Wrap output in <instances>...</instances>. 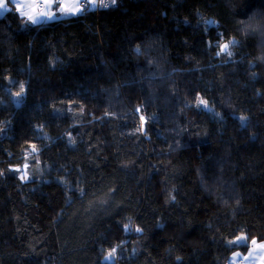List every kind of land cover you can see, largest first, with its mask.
I'll use <instances>...</instances> for the list:
<instances>
[{
    "label": "trees",
    "instance_id": "1",
    "mask_svg": "<svg viewBox=\"0 0 264 264\" xmlns=\"http://www.w3.org/2000/svg\"><path fill=\"white\" fill-rule=\"evenodd\" d=\"M108 4L0 16V264H231L264 240V0Z\"/></svg>",
    "mask_w": 264,
    "mask_h": 264
},
{
    "label": "snow or ice",
    "instance_id": "2",
    "mask_svg": "<svg viewBox=\"0 0 264 264\" xmlns=\"http://www.w3.org/2000/svg\"><path fill=\"white\" fill-rule=\"evenodd\" d=\"M112 4L116 3V0H111ZM10 5L12 8L15 10V14H18L20 17L25 18V23L26 24H31V25H41L45 21H53L59 18V16H65V15H71V16H76L78 14H82L85 11H88L90 8H95L96 3L95 0H88V3L86 5L81 6L79 3H73V4H67L63 2V0H43L42 6L40 4H37L35 0H32L31 3H26L25 0H0V16H3L5 13H8L9 11H12V8H10ZM100 6L107 8L110 5L108 3H105L104 0H100ZM55 7V11L53 8ZM59 13V16H58ZM257 17L255 14L249 18V20H255ZM205 23H208L207 21ZM248 27V26H246ZM237 45V41L235 39L229 40L227 43H224L220 45V52L217 53V55L226 53L227 55L231 56V52L229 51L230 47ZM137 53H140L139 47L135 49ZM24 89L23 86H21V91L16 93L15 95L17 97H20L21 94L23 93ZM19 103V100L16 101ZM201 104L207 108V103L203 100L200 101ZM211 111V109H208ZM139 111V109H137ZM142 126H143V121L144 117H140ZM241 121L243 122L245 120L244 117H240ZM32 152H36V148L33 146ZM27 167V165H25ZM14 171L20 172L21 169L17 168ZM28 174L25 172L23 175H21L20 179L27 180ZM83 191V190H81ZM127 226H126V229ZM136 231H141L139 228L136 229ZM264 239V238H262ZM246 241L245 236H239L236 238L235 241H230L229 246L232 245H242ZM251 244L254 246L250 252L249 256L245 257L244 259L247 260L249 259L254 253L259 250L261 255L260 259V264H264V242L258 243L256 239H252ZM116 253V249L113 248L105 257V261H112L114 258V255ZM239 255V253L235 254Z\"/></svg>",
    "mask_w": 264,
    "mask_h": 264
},
{
    "label": "crops",
    "instance_id": "3",
    "mask_svg": "<svg viewBox=\"0 0 264 264\" xmlns=\"http://www.w3.org/2000/svg\"><path fill=\"white\" fill-rule=\"evenodd\" d=\"M26 3H31L32 0H25ZM35 2L37 4H40L42 6L43 4V0H35ZM63 2L67 3V4H73V3H79L81 6L86 5L88 3V0H63ZM96 3V2H95ZM11 8V5H10ZM96 8V7H95ZM90 9H94V8H90ZM53 10L55 11V7L53 8ZM6 14V13H5ZM59 16V13H58ZM68 16V15H65ZM60 17H64V16H59ZM22 18V17H21ZM264 242L261 241L259 243ZM254 246H252L247 252L245 253H240L238 256L235 255L231 261V264H260V259H261V255L262 253L259 252V250H257L256 253H254L249 259L245 260V257L249 256V252L250 250L253 248Z\"/></svg>",
    "mask_w": 264,
    "mask_h": 264
},
{
    "label": "built area",
    "instance_id": "4",
    "mask_svg": "<svg viewBox=\"0 0 264 264\" xmlns=\"http://www.w3.org/2000/svg\"><path fill=\"white\" fill-rule=\"evenodd\" d=\"M95 2H96V7H98V8H104V7H101L100 6V0H95ZM104 2L105 3H108V0H104Z\"/></svg>",
    "mask_w": 264,
    "mask_h": 264
}]
</instances>
